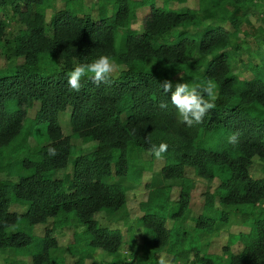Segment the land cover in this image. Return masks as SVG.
<instances>
[{
    "label": "trees",
    "instance_id": "trees-1",
    "mask_svg": "<svg viewBox=\"0 0 264 264\" xmlns=\"http://www.w3.org/2000/svg\"><path fill=\"white\" fill-rule=\"evenodd\" d=\"M63 1L56 10L55 0H0V49L9 63L0 74V173L17 179H0V252L28 257L30 264H68L65 252L76 257L71 264H96L100 253L108 257L105 264H159L161 255L169 256L165 264H264V175L250 173L255 157L264 160V48L251 79L235 75L231 62L240 35H256L248 19L261 0H195L196 7L189 0H97L96 19L80 0ZM146 6L143 29L131 31ZM120 30L127 32L117 45ZM100 56L125 69L100 84L82 78L80 90H71L74 65ZM165 80L174 87L213 85L215 107L186 125L169 102L171 93L161 89ZM34 102L39 107L30 118ZM68 108L71 136L59 122ZM233 134L234 144L228 142ZM72 137L95 141L94 150L75 155ZM213 138L225 141L220 150L204 146ZM161 143L168 146L160 158L165 181L139 202L141 243L132 234L124 256L123 234L95 216L124 218L126 185L140 183L145 170L136 163L138 153L148 151L152 165V146ZM72 155L71 178H53ZM187 168L217 184L204 191L191 229ZM170 181L178 183L176 199ZM11 197L25 205L23 213L10 210ZM237 220L247 233H229L220 253L203 251V235ZM37 224L46 225L40 234L33 233ZM69 226L72 242L62 248L54 232ZM238 242L243 248L233 252Z\"/></svg>",
    "mask_w": 264,
    "mask_h": 264
},
{
    "label": "rangeland",
    "instance_id": "rangeland-1",
    "mask_svg": "<svg viewBox=\"0 0 264 264\" xmlns=\"http://www.w3.org/2000/svg\"><path fill=\"white\" fill-rule=\"evenodd\" d=\"M56 1V10L62 9L65 6L63 0H55ZM82 10L86 13H91L92 16L96 19L97 12L92 10V7L96 4L97 0H80ZM189 6L196 7L197 1L189 0ZM145 9H139L137 12L138 21L136 24L132 26L131 31L140 33L143 29V21L148 14L149 6L144 7ZM148 8V9H146ZM261 5L256 9L252 10V17L248 19L251 25H253L254 30L256 32L255 36L244 37L240 35V38L237 39V43L239 45V49L235 52V57L231 59L233 72L240 79H251L253 78V74L251 71V67L259 63L258 52L262 48H264V15L260 16L258 13L261 12ZM51 11L47 12V23L50 19ZM229 28V25L226 26ZM262 28V29H261ZM18 29V25L15 22L11 23L10 31L15 32ZM127 32L126 30H120L117 37V45L119 42L120 34ZM178 34H176L177 36ZM175 40V39H174ZM21 61V59H20ZM114 71L111 74L114 77L119 75V72L125 69L124 65L113 63ZM9 67L8 60H6L3 51L0 49V74H4V70ZM39 107L38 102H34L32 109H30L27 115L30 118L35 116V113ZM59 122L61 128L65 135L71 136L72 130L70 125V108L66 110L65 113L60 114ZM28 143L32 147H37L36 141L29 137ZM71 142L75 145V155H82L89 152H92L94 148L92 147L93 143L96 144L95 141H91L89 143H85L80 139L72 137ZM225 141H220L217 138H213L210 144H204L206 147H211L213 150H220V146L224 144ZM72 161L73 155L69 158L68 165L64 169L56 170L52 172L53 178L55 179H66L68 180L72 176ZM151 161V155L148 151H140L138 153V159L136 158V163L142 167H144V171L140 177V183L132 185L129 187V184L123 179L115 178V181L123 184H127V205L126 211L123 213L124 218L113 219L110 218L107 214L99 213L95 216L97 221L105 227H109L111 229H119L123 234L124 245L121 248V253L124 256H128V240L130 236L133 234L134 239L137 244L141 243V232L142 229L137 223L138 217H140L141 212L139 211V202L145 200L147 197L148 190L151 187H154L159 184H163V178L160 173V169L162 166L161 159L152 160V165H149ZM134 159L132 160V163ZM149 166L151 168H149ZM250 173L253 177L263 176L264 175V160L258 157H255L250 167ZM187 176L193 179V188L191 191V204H190V218L186 221V226L191 229L194 225L193 219L201 212L202 203H203V195L204 191H214L217 184L215 180H205L196 176L193 170L187 168L186 169ZM1 180L12 179V181H17L14 177H9L6 173H0ZM168 182V181H166ZM172 182V199H176L179 194V186L176 181ZM25 205L21 204V201H17L14 197H11V205L10 210L15 211L17 213H23L25 211ZM170 223V222H169ZM168 223V225H169ZM43 225V226H42ZM46 227L44 224H37L34 226L33 233L40 234L42 233V228ZM127 227H130L127 231ZM248 228L244 226L240 221L232 222L229 226H224L220 228V230L213 235H203L202 236V246L204 248V252L209 253H220L222 247L226 244L228 240V234H238V233H247ZM14 230H10L12 232ZM28 233H32L30 230H26ZM74 231L73 226H69L54 232V235L57 237L59 244L62 248H66L72 242V233ZM243 248V245L238 242L234 246H232L233 252H239ZM95 254L94 262L98 264L102 261L103 264L106 263L108 257L106 255ZM66 260L68 264L73 263L76 257L71 256L68 252H65ZM5 256H8L7 259H4ZM164 258V260H168L169 256L161 255L159 257ZM129 262V259H128ZM30 258L22 257V256H13L12 253L8 252H0V264H30ZM86 264H92V261L87 260Z\"/></svg>",
    "mask_w": 264,
    "mask_h": 264
},
{
    "label": "clouds",
    "instance_id": "clouds-1",
    "mask_svg": "<svg viewBox=\"0 0 264 264\" xmlns=\"http://www.w3.org/2000/svg\"><path fill=\"white\" fill-rule=\"evenodd\" d=\"M261 12L258 15H264V0L260 1ZM50 58V57H49ZM114 71V65L107 56H100L90 64L74 65L71 72L68 74L67 84L73 91H79L82 78L91 80L93 83L100 84L106 82ZM161 89L165 94L171 93L170 103L176 108L179 117L183 123L191 126L193 123L202 121L206 113L215 107L212 102L215 99L214 86L209 84L207 87L199 88L190 87L185 82L175 84L169 80L161 83ZM174 89V90H173ZM209 97V100L204 99V96ZM162 104L161 107H166ZM229 143H236L237 136L233 134L228 137ZM167 144L161 143L158 146H152V153L157 158H162L163 153L167 151ZM50 155H55V149H49ZM159 264H165L164 258H161Z\"/></svg>",
    "mask_w": 264,
    "mask_h": 264
}]
</instances>
